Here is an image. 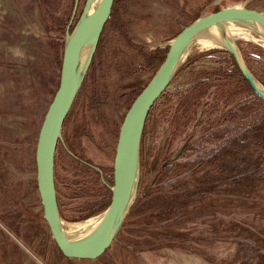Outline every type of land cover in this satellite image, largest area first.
Instances as JSON below:
<instances>
[{"label":"rangeland","instance_id":"1","mask_svg":"<svg viewBox=\"0 0 264 264\" xmlns=\"http://www.w3.org/2000/svg\"><path fill=\"white\" fill-rule=\"evenodd\" d=\"M74 5L0 0V225L10 239L42 264H240L249 246L264 249V141L250 132L264 124V100L229 52L197 39L149 114L137 200L114 242L97 260L73 262L62 255L42 224L36 147L59 87ZM232 6L264 13V0L117 1L56 154L58 202L68 232L100 217L111 202L120 128L156 73L154 55L168 52L177 34L202 15ZM250 34L258 40L234 39L264 86V43ZM233 138L240 148L226 164L260 157L256 179L245 195L229 183L204 191L219 177L214 154Z\"/></svg>","mask_w":264,"mask_h":264},{"label":"water","instance_id":"2","mask_svg":"<svg viewBox=\"0 0 264 264\" xmlns=\"http://www.w3.org/2000/svg\"><path fill=\"white\" fill-rule=\"evenodd\" d=\"M79 2L75 0L64 38L59 87L39 131L36 180L45 222L62 255L66 259L97 260L110 248L137 200L141 180V147L147 119L157 101L170 87L195 40L205 32L217 36L254 93L264 100V86L252 73L234 37H229L223 31L225 24L234 21L264 39V13L248 7H226L202 15L177 34L169 44L163 63L124 117L114 157L113 184L108 186L112 195L109 206L86 229L68 232L58 202L56 154L59 144L64 143L65 121L93 63L115 0H85L81 14L73 25ZM96 170L102 174L99 168Z\"/></svg>","mask_w":264,"mask_h":264},{"label":"trees","instance_id":"3","mask_svg":"<svg viewBox=\"0 0 264 264\" xmlns=\"http://www.w3.org/2000/svg\"><path fill=\"white\" fill-rule=\"evenodd\" d=\"M117 1L118 0H115L114 7ZM166 55L167 52L164 55H160V53L159 55H154L153 62L151 63V65L152 67H154L155 65L156 71L163 63ZM250 132L254 134V137L256 139L264 141V124H261L251 129ZM238 140L239 138L228 139L218 149V151H216L211 161H214L219 164L217 167L219 171V177L217 178V180L215 179L210 181V184H208V189H203L204 191H209L213 188H217L223 183H229V185H232L235 191H238L244 195L246 194V187H248V185L250 186V183L253 182L254 178L256 179V176L259 173L260 163L262 162V159L259 157L250 162H244L233 167L227 165L226 159L230 158L232 155H236L235 150H238L240 148V142ZM257 242L259 241L256 240V243ZM240 264H264V249L261 248L259 244L249 246L248 250L245 253V257H242L240 259Z\"/></svg>","mask_w":264,"mask_h":264},{"label":"crops","instance_id":"4","mask_svg":"<svg viewBox=\"0 0 264 264\" xmlns=\"http://www.w3.org/2000/svg\"><path fill=\"white\" fill-rule=\"evenodd\" d=\"M45 224V221L42 222ZM8 232L0 225V264H42L34 254L26 249L25 254L21 251V245H18L7 235ZM19 247H18V246ZM21 248V249H20ZM71 261H80L67 259ZM87 261V260H86Z\"/></svg>","mask_w":264,"mask_h":264},{"label":"bare ground","instance_id":"5","mask_svg":"<svg viewBox=\"0 0 264 264\" xmlns=\"http://www.w3.org/2000/svg\"><path fill=\"white\" fill-rule=\"evenodd\" d=\"M223 31L229 37H232V38L234 36H246L248 38H253L254 40L257 39L252 34H250V32L247 31L246 28L243 25H241V24H239L237 22H234V21L225 24L223 26ZM200 40H201V44L203 46H214V45H217V46L223 47L221 41L217 38V36H215L211 32H205V33H203L200 36ZM260 41H261V44L264 43V39L263 38ZM95 221H96V219L90 220L88 222L86 221V223L83 226L77 228L76 230L86 229L88 226H90L93 223H95Z\"/></svg>","mask_w":264,"mask_h":264}]
</instances>
